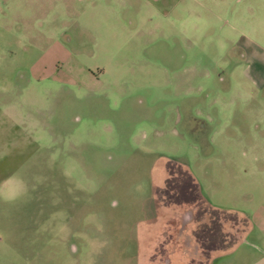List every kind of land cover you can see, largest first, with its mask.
<instances>
[{
    "label": "rangeland",
    "instance_id": "374dc122",
    "mask_svg": "<svg viewBox=\"0 0 264 264\" xmlns=\"http://www.w3.org/2000/svg\"><path fill=\"white\" fill-rule=\"evenodd\" d=\"M180 258L264 264V0H0V264Z\"/></svg>",
    "mask_w": 264,
    "mask_h": 264
},
{
    "label": "trees",
    "instance_id": "16d2710c",
    "mask_svg": "<svg viewBox=\"0 0 264 264\" xmlns=\"http://www.w3.org/2000/svg\"><path fill=\"white\" fill-rule=\"evenodd\" d=\"M213 211V214L215 216H217L218 218H220V222L223 223L224 226H227L228 224L230 225V223H232V220H238L239 221V225L235 228L238 231V236L236 237V239L232 242L229 243L227 245H219L217 247H213L214 252H226L229 251L231 249H233L236 245V243L239 240H242L245 238V236L247 235V233L249 232L250 228H251V224L250 221L240 212L235 211V210H222V209H218V208H214V207H210ZM232 228V227H231ZM200 245V241H197ZM182 248V245L180 243L176 244L175 246L171 245V247H169V253H172L173 251H177L180 250ZM167 251V249H166ZM213 255V254H212ZM208 262L211 258V254L210 255H206L205 257ZM173 264H189L190 262H188L187 260L181 259L180 260H176L173 259ZM208 264V263H207Z\"/></svg>",
    "mask_w": 264,
    "mask_h": 264
},
{
    "label": "flooded vegetation",
    "instance_id": "af4514ba",
    "mask_svg": "<svg viewBox=\"0 0 264 264\" xmlns=\"http://www.w3.org/2000/svg\"><path fill=\"white\" fill-rule=\"evenodd\" d=\"M190 173V172H189ZM190 175H191V173H190ZM192 176V175H191Z\"/></svg>",
    "mask_w": 264,
    "mask_h": 264
}]
</instances>
